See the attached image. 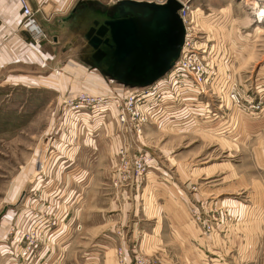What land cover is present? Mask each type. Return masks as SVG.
Masks as SVG:
<instances>
[{
	"label": "rangeland",
	"instance_id": "1",
	"mask_svg": "<svg viewBox=\"0 0 264 264\" xmlns=\"http://www.w3.org/2000/svg\"><path fill=\"white\" fill-rule=\"evenodd\" d=\"M100 1L116 2L109 7L108 14V17H116L126 12L122 7L127 2L162 3L165 0ZM187 1L192 12L198 10L204 16L193 18L194 30L206 32L210 43L216 42L220 46V54H228L224 68H229L247 95L261 100L263 108L252 114H243L235 109L233 115L238 120L235 128L228 126L225 116L215 130H197L189 126L157 128L153 124L144 129L142 147L156 160L153 167L148 168L141 184L145 188L142 195L146 206L145 220L150 224L146 231L156 232L160 237L156 243L163 247H174L169 235L182 232L189 244L182 264H186L184 260L187 264L196 261L199 264H264V16H258L260 10L264 15V0ZM211 12L214 18L206 17ZM81 19L82 16L74 14L66 22L61 30L66 37L52 50L56 57L64 59L67 55L85 66H71L73 72L68 71L69 67L60 68L56 76L60 73L67 77L65 89L51 87L55 80L44 84L28 83L32 82L29 80L26 83L0 81V233L2 236L8 233L6 240L0 236V244H9L10 240L16 246L15 238L25 224H30L36 213L42 212L45 216L43 206L53 205L65 218L59 220L58 225L53 224L52 230L44 231L47 233L43 235V246L53 251L60 247L62 264H117L114 248L119 241L116 232H109L107 242H102L101 235L96 236L84 222L85 218L98 219L97 215L94 216L95 210L85 209V200L90 198L89 189L113 186L112 172L118 147L113 153L112 145L115 146L114 140L120 137L115 135L116 126L109 125L102 129L101 135L96 134L97 147L80 150L75 162L77 165L64 167L65 175L60 180L49 175V170L53 168V173L57 168L62 154L52 144L59 134L57 120L62 114V100L80 89L105 92L132 87L106 74V65L99 64L98 67L93 62L90 48L84 42L85 33L77 32ZM52 68L46 67L47 71L54 73ZM75 72L81 76L71 75ZM228 107L226 113L233 110L230 104ZM113 117L108 116L105 122L114 121ZM43 159L47 162L41 161ZM31 168L36 177L43 175L42 183L49 179L55 182L52 183L53 192L45 188L30 189L32 183L28 181L20 186L21 174ZM45 168L48 171L43 172ZM66 182L68 184L60 188L64 193L56 189ZM21 187L29 188L28 201L19 199ZM68 188L76 193V206L69 209L67 216L62 205ZM139 199L138 196L134 203L138 204ZM166 212L169 219H160L162 224L157 227L151 225L153 214L164 216ZM185 214L188 221L180 225ZM131 226L127 234L135 233L136 236L137 228L133 231ZM61 235L64 238L58 240ZM54 238L56 241L53 243ZM153 244V240L140 242L135 239L126 245L132 249V255L137 253L149 257L145 254L160 252L152 249ZM39 250H36V256ZM47 254L37 264H47L51 259ZM34 258L27 263L21 260L16 263L35 264ZM149 258L165 264H173L174 261L169 262L170 257L163 254Z\"/></svg>",
	"mask_w": 264,
	"mask_h": 264
},
{
	"label": "built area",
	"instance_id": "2",
	"mask_svg": "<svg viewBox=\"0 0 264 264\" xmlns=\"http://www.w3.org/2000/svg\"><path fill=\"white\" fill-rule=\"evenodd\" d=\"M17 1L22 14L20 27L30 34V46L35 49L45 38V33L36 21L30 1ZM180 3L182 5L177 13L184 27L183 41L177 57L171 61L163 76L151 83L125 89L116 88L105 92L80 89L62 100V114L57 120L59 134L54 140L62 150H71V146L84 132H94L105 123L108 116H114L123 136L122 145L116 151L117 163L112 180L115 188L122 186L130 176H133L135 183L142 182L148 168L156 162L142 147L147 124L168 128L189 126L212 129L227 116L225 109H229L228 104L233 109L232 114L235 109L243 114H252L263 108L261 100L247 95L229 68H224L228 54H220V46L216 42L210 43L206 32L194 30L193 18H204L203 12H192L187 0ZM261 13L260 10V18ZM211 16L212 12L206 17L214 18ZM59 70V67L53 69L54 73ZM101 79L105 82L104 77ZM95 126L98 128L95 129ZM134 145V151H130L129 148ZM42 208L45 216L42 212L36 213L30 224L27 222L15 238L18 258L25 263L30 262L36 256V250L43 246V235L47 233L44 231L52 230L53 224L58 225L59 220L65 218L58 214L53 205ZM122 255L123 248L118 247L119 262ZM11 260L14 261L12 257ZM7 262L0 261V264H9ZM133 264L165 263L136 253L133 255Z\"/></svg>",
	"mask_w": 264,
	"mask_h": 264
},
{
	"label": "crops",
	"instance_id": "3",
	"mask_svg": "<svg viewBox=\"0 0 264 264\" xmlns=\"http://www.w3.org/2000/svg\"><path fill=\"white\" fill-rule=\"evenodd\" d=\"M31 7L33 11L35 12V18L37 23L42 28L43 32L45 33V38L42 39V41L37 45V48L33 49L32 46H30L31 36L26 31H24L20 27L21 23V9L18 4L17 0H0V81H11V82H22L26 83V80L32 81L28 83H45L47 81H57V84L55 85L51 82V87L56 88H64L65 89V81L67 80V77L65 75H62L59 73L58 76H56V73H51L47 71V66H56L59 68H68L69 72H73L70 68L71 66L80 65L85 67L83 64L74 61L69 56L66 55V57L59 58L56 57L55 52L52 51L53 49H56L59 44H61V40H64L66 37L65 33H62L61 30L65 26L66 22L72 19L73 15L76 14L79 17H83L81 19V25L78 27L80 30L77 29V32L85 33V40L84 42L88 44V38L87 35L89 31H91V27L93 23L97 22L100 16H103L102 13L107 16L109 14V7L115 4L113 3H103L100 0H29ZM97 3H93L96 2ZM85 10V12H83ZM85 13V14H84ZM98 18V19H97ZM71 35L75 36V33H72ZM70 35V36H71ZM70 37H68L67 42ZM78 37L76 38V42L78 41ZM69 43V42H68ZM69 46V44H68ZM89 48L90 45L88 44ZM53 69V68H52ZM77 70V68H75ZM89 70V69H88ZM76 73V74H75ZM71 75H80L78 72H75ZM96 73H98L96 71ZM166 71L163 73L165 74ZM162 74V75H163ZM98 75H100L98 73ZM161 75V76H162ZM60 76V77H59ZM74 79H78L77 76H74ZM90 79V77H88ZM114 79V78H112ZM129 86V85H128ZM132 87L136 85H131ZM130 88V87H127ZM63 91V90H62ZM228 116V126L231 128H235L237 126L238 120L237 116H234L232 114V111L226 113ZM105 122L104 124L99 127V129L95 130L94 132H84L82 141L79 144V140H77V144H74L71 150L66 151L62 150L60 148V145L56 143V141H53L52 144L57 147V149H60L61 156H60V162L57 166V168L53 171L49 170V175H53V178L55 177L60 180V178L65 175V172L63 173L64 169L69 167L72 164H76L77 158H79L77 155L80 150L83 148H96L98 145L97 139L95 138L96 134H102L104 128H108L109 125H112V127L116 126L115 129V135L120 136L115 142V146L113 147V153L115 152V148L122 145L123 142V136L118 130L117 123L115 121H108V124ZM233 124V125H231ZM151 124H147L145 128L149 127ZM231 125V126H230ZM157 127V126H156ZM98 128V126H95V129ZM159 128V127H157ZM167 128V127H166ZM178 128V127H175ZM103 129V130H102ZM216 128H212L211 130H215ZM230 129V128H229ZM197 130H209L205 128L197 129ZM95 133V134H94ZM81 137V138H82ZM48 144V143H46ZM114 144V143H113ZM59 147V148H58ZM42 148V147H41ZM40 148V150H41ZM135 145L131 146L129 148L130 151H134ZM41 153V152H40ZM116 155V154H115ZM115 166L114 171L117 163V156L115 157ZM41 161H46L45 159ZM47 162V161H46ZM46 165V163H44ZM77 165V164H76ZM65 167V168H64ZM64 168V169H63ZM31 169H27V171H24L23 174L20 176V186L24 184L25 182L32 183V188H45L46 191L53 192L52 183H55L53 180L49 179L48 181L42 183V174L40 179L39 176H35V172ZM46 170L43 172L48 171V168H45ZM63 173V174H62ZM112 179L115 175L114 172H112ZM75 175V174H74ZM56 180V179H55ZM57 180V181H58ZM76 180V179H74ZM73 181V180H72ZM74 183V181H73ZM68 182L65 184H62L58 186L56 189L58 191H62ZM142 182L135 183L133 176L128 177V179L123 183L122 186L115 188L113 186H110L109 188H105L104 186H100L98 189L92 190L89 189L90 198L85 200V209L87 210H95L94 216L98 218L97 220L94 218H88L84 219V222L89 224V227L91 228V231L96 234V236H100V240L102 242H107V237L109 236V232L113 233L116 232L117 235V246L115 249V257L117 264H131L132 261V249L127 247L128 241H133L139 239L140 242H143V240H153L155 244L152 245V249L157 252V250H160L158 254H155V252H150L148 255L149 257H156L160 254H163L167 257H170L168 261H173V264H182L183 259L185 256L186 250H188V240H186L185 235L180 233H173L169 235L171 239H173V242L175 243L174 247L171 246H158L157 241L160 237L157 236V233H151V231H146V227H150V224L148 220L146 219L145 215V209L146 206H144V203L142 202V195L143 190L145 188L141 187ZM51 187V188H50ZM141 187V188H140ZM161 188V186H160ZM162 188H165V186H162ZM20 195L19 199L25 198L26 201H28V192L29 188H19ZM31 191V190H30ZM93 191L94 196L91 197V192ZM28 193V194H27ZM64 193V192H63ZM139 196V203H134V200H137V197ZM24 204V203H23ZM139 205V206H138ZM163 205L166 207V203L163 202ZM63 209H66V214L68 216L69 209L74 208L76 206V193L74 190H71L68 188L67 192H65V196H63ZM139 215V217H137ZM160 214H153L151 216V220H154L151 225L158 226L160 223V219L167 218L169 219L167 212L164 213V216H159ZM133 217V218H132ZM137 217V218H136ZM134 221L132 222V220ZM188 221V218L185 214L184 219L181 220L180 225L185 224ZM132 222V223H131ZM132 224L133 231L137 228L136 236L135 233L132 235H128L127 232L129 231L128 228H130V225ZM136 225V226H135ZM181 227V226H180ZM154 228V227H153ZM180 229V228H179ZM117 230V231H116ZM64 235V234H63ZM61 235L58 240L64 238V236ZM128 235V236H127ZM0 236L2 239L4 238V234L0 233ZM104 237V238H103ZM153 238V239H152ZM106 239V240H105ZM56 241V239H53V243ZM59 245V244H58ZM119 246H123V255L122 260L119 262L117 260V254L116 249ZM168 247V248H167ZM60 249L57 248L55 251H53L52 248H44L41 247L38 255L34 258L35 264L38 263V261L41 259V257H45L47 254L46 252H50L49 257H51L49 262H46L47 264H62L59 258ZM141 249V248H140ZM108 250V249H107ZM146 249H144L145 251ZM161 250H163V253H161ZM194 251V250H193ZM106 251V256H107ZM142 253V252H141ZM168 253V254H167ZM195 253H197V250H195ZM16 256L15 248L13 245V242L9 240L8 243H1L0 244V260L2 262L8 261L9 264H18L11 260V257ZM177 258V259H176ZM187 264V261L184 260ZM7 262V263H8ZM171 264V262H170ZM194 264H199L197 261L194 262Z\"/></svg>",
	"mask_w": 264,
	"mask_h": 264
},
{
	"label": "water",
	"instance_id": "4",
	"mask_svg": "<svg viewBox=\"0 0 264 264\" xmlns=\"http://www.w3.org/2000/svg\"><path fill=\"white\" fill-rule=\"evenodd\" d=\"M178 0L127 2L121 16H100L88 32L93 62L106 65V74L127 85H145L155 81L177 57L184 35ZM95 25V26H94ZM146 54L131 61L132 54ZM154 55L158 60L152 61ZM136 78H126L124 72Z\"/></svg>",
	"mask_w": 264,
	"mask_h": 264
},
{
	"label": "flooded vegetation",
	"instance_id": "5",
	"mask_svg": "<svg viewBox=\"0 0 264 264\" xmlns=\"http://www.w3.org/2000/svg\"><path fill=\"white\" fill-rule=\"evenodd\" d=\"M158 4H161V3H158ZM145 55L146 54H142L141 56H139V53L132 54L131 57H130V60L133 61V60H136L138 58H141V60H142V59H144L146 57ZM156 60H158V56L157 55H154L153 58H152V61H156ZM122 75L126 76V78H131V77L136 78V76H132L133 75L132 72L129 73V72H126L125 71Z\"/></svg>",
	"mask_w": 264,
	"mask_h": 264
},
{
	"label": "bare ground",
	"instance_id": "6",
	"mask_svg": "<svg viewBox=\"0 0 264 264\" xmlns=\"http://www.w3.org/2000/svg\"><path fill=\"white\" fill-rule=\"evenodd\" d=\"M262 11V13H263V10H261ZM261 13V15L262 16H264L263 14ZM56 74H58V73H56ZM59 148V147H58ZM61 148V147H60ZM7 232V231H6ZM53 236V235H52ZM4 238H5V236H4ZM3 238V239H4ZM14 248L16 249V251H15V253H16V256H14V257H12L13 258V260H14V262H16V261H19L20 259L18 258V254H17V246H14ZM1 261V260H0Z\"/></svg>",
	"mask_w": 264,
	"mask_h": 264
}]
</instances>
